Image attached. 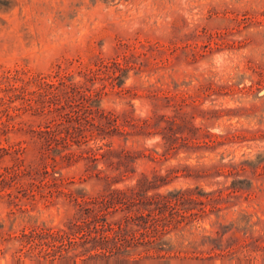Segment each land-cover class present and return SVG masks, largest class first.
Returning <instances> with one entry per match:
<instances>
[{"label":"rangeland","instance_id":"1","mask_svg":"<svg viewBox=\"0 0 264 264\" xmlns=\"http://www.w3.org/2000/svg\"><path fill=\"white\" fill-rule=\"evenodd\" d=\"M0 264H264V0H0Z\"/></svg>","mask_w":264,"mask_h":264},{"label":"trees","instance_id":"2","mask_svg":"<svg viewBox=\"0 0 264 264\" xmlns=\"http://www.w3.org/2000/svg\"><path fill=\"white\" fill-rule=\"evenodd\" d=\"M86 100H89V97L86 96ZM152 182L153 180H150L146 175H144L138 182L137 186L130 188L129 190H126V191H121V190H116V189L112 191L113 194L117 193L118 195L127 196L128 201H133L137 199L136 198L137 196L142 197V199L144 200L145 205H140V207H138L136 210V211H140L139 213H136L134 215H127V219L129 222L131 221V218L133 216L137 215V217H139L140 219H144L145 220L144 222L147 224L149 222L148 218L149 216H152V213H154L155 211L159 212L163 210V205H161L162 203L161 200L163 199L162 197L164 196H162L161 194L147 195V192L149 191V189L152 188ZM101 197H105V196L103 195ZM80 204L82 205V203ZM85 209H87V211L90 212V216H89L90 218H96L95 216H99L100 210H97L94 207L84 208L83 205L82 207H79L80 212L84 211ZM84 215L85 214L81 213L77 217V219L84 218ZM78 221L79 220L77 221L74 220V222L71 221L72 224L69 225L70 228H74V227L80 228L81 224L78 223ZM135 224L137 226L138 223H135Z\"/></svg>","mask_w":264,"mask_h":264}]
</instances>
